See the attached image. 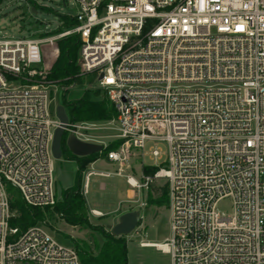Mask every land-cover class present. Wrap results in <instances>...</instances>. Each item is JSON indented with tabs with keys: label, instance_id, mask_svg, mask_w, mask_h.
Listing matches in <instances>:
<instances>
[{
	"label": "built area",
	"instance_id": "1",
	"mask_svg": "<svg viewBox=\"0 0 264 264\" xmlns=\"http://www.w3.org/2000/svg\"><path fill=\"white\" fill-rule=\"evenodd\" d=\"M80 72L94 73L113 105L121 164L147 153L165 160L169 236L140 242L171 264H264V0H73ZM55 37L0 38V264H82L45 221L17 234L5 185L32 207L56 200L51 142L59 125L48 85L28 80ZM53 110V112H52ZM96 121L64 135L97 141ZM96 143V142H95ZM87 177L83 183L86 191ZM133 179V181L130 180ZM229 200L230 211H220ZM92 213L99 215L92 211ZM164 245L165 248L162 246Z\"/></svg>",
	"mask_w": 264,
	"mask_h": 264
},
{
	"label": "rangeland",
	"instance_id": "2",
	"mask_svg": "<svg viewBox=\"0 0 264 264\" xmlns=\"http://www.w3.org/2000/svg\"><path fill=\"white\" fill-rule=\"evenodd\" d=\"M76 8L73 0H1L0 1V38H39L47 39L55 37L53 41L42 43V63L37 72H45L57 56V42L69 36L62 34L71 30V27L58 31L60 16L75 15ZM79 52V45H78ZM78 59V57H77ZM94 74V73H92ZM91 73H83L79 83L64 90L61 86L48 85L52 96V106L70 103L88 94L93 99H101L103 93L97 89L95 74L92 81L89 80ZM36 83V82H35ZM97 92V91H96ZM53 112V110H52ZM67 112V109H66ZM100 126L95 130L88 131L95 136L96 143L105 147L107 143L115 139V123L96 121ZM151 143L145 146V153L141 156H129L121 164L118 161H109L105 157H99L91 164L85 166L82 174L81 190L84 186V174L87 171L108 172L107 175L90 174L86 191L83 194L87 208V218L93 226L101 227L110 231L117 222L120 214L137 210L140 214L137 226L129 234L123 235L126 246L127 264H171L170 254L157 249L154 246H142L140 242L163 243L169 236V208L168 201L161 206L147 204L148 191L153 197L159 195L158 187L164 184L163 179L153 180L147 187L135 188L127 182V177L142 183V167L156 166L165 160V143L155 146L162 151V157L152 158L147 149ZM77 162L73 159H53V177L55 180L56 196L61 198V192L74 184ZM168 197V196H167ZM229 200L220 201L217 208L220 211L229 212ZM91 208L100 210L103 214L96 216L90 212ZM47 231L60 243L72 246L73 239L86 240L91 246L96 240L101 243L103 236L98 231L87 225H70L56 213L48 215L45 219Z\"/></svg>",
	"mask_w": 264,
	"mask_h": 264
},
{
	"label": "trees",
	"instance_id": "3",
	"mask_svg": "<svg viewBox=\"0 0 264 264\" xmlns=\"http://www.w3.org/2000/svg\"><path fill=\"white\" fill-rule=\"evenodd\" d=\"M1 1V0H0ZM77 22L69 15L60 16V26L57 32L74 26ZM78 45L79 40L76 34H70L57 42V56L50 67L42 74L33 75L29 82H42L45 85L61 86L66 90L70 86L77 84L82 79L78 65ZM92 74V73H91ZM92 74L89 80L93 79ZM97 91V92H96ZM99 90L93 93L98 95ZM67 109L70 121H110L115 115V109L105 95L101 99H93L88 94L83 95L78 100L62 104ZM122 142L121 139L111 140L103 149L94 154L77 157L62 149V156L65 159H73L77 162L74 184L61 192V198L57 197L52 206L44 208L27 205L19 190L9 184L5 185L8 194L9 208L12 216L8 219V226L16 228L17 234L27 227L45 221L48 215L56 213L66 223L70 225H87L98 231L103 236L101 243L96 240L91 246L86 240L73 239L72 246L76 250L78 258L82 264H127L126 244L122 236H114L110 231H105L101 227L93 226L87 218V208L81 190L82 174L85 166L99 157H105L110 150L116 149ZM157 169L156 166H143V175H152ZM159 195L153 197L148 191L146 196L147 204L161 206L167 203V184L158 187Z\"/></svg>",
	"mask_w": 264,
	"mask_h": 264
},
{
	"label": "water",
	"instance_id": "4",
	"mask_svg": "<svg viewBox=\"0 0 264 264\" xmlns=\"http://www.w3.org/2000/svg\"><path fill=\"white\" fill-rule=\"evenodd\" d=\"M55 115L59 125L53 132L51 142V152L55 159L62 156V149L77 157H82L98 153L103 149V145L95 142H86L79 140L73 134L64 135V127L68 123V115L62 104L55 106ZM140 214L137 210L126 211L118 217L117 222L111 227L110 233L114 236H123L129 234L137 226Z\"/></svg>",
	"mask_w": 264,
	"mask_h": 264
},
{
	"label": "crops",
	"instance_id": "5",
	"mask_svg": "<svg viewBox=\"0 0 264 264\" xmlns=\"http://www.w3.org/2000/svg\"><path fill=\"white\" fill-rule=\"evenodd\" d=\"M93 162V161H92ZM92 162H90V164L92 163ZM89 164V163H88ZM88 174V177H87V183H88V178H89V175L90 174H99V175H107L108 174V172H103V171H94V170H91V171H87L85 174H84V182H85V176ZM82 193L84 194L85 192H83L82 191ZM92 211H94V212H96V213H99V215H96V214H94V215H96V216H101L103 213L100 211V210H98V209H95V208H91L90 209V212L92 213ZM167 237H165V239H166Z\"/></svg>",
	"mask_w": 264,
	"mask_h": 264
},
{
	"label": "bare ground",
	"instance_id": "6",
	"mask_svg": "<svg viewBox=\"0 0 264 264\" xmlns=\"http://www.w3.org/2000/svg\"><path fill=\"white\" fill-rule=\"evenodd\" d=\"M130 180H131V181H133V179H132V178H130ZM162 246L165 248V246H164V245H162Z\"/></svg>",
	"mask_w": 264,
	"mask_h": 264
}]
</instances>
